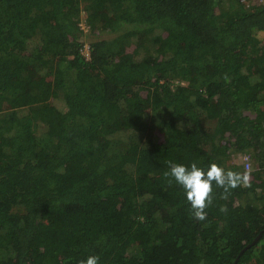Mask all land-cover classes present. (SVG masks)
<instances>
[{
    "label": "trees",
    "instance_id": "16d2710c",
    "mask_svg": "<svg viewBox=\"0 0 264 264\" xmlns=\"http://www.w3.org/2000/svg\"><path fill=\"white\" fill-rule=\"evenodd\" d=\"M261 31L245 0H0V264H234L260 231L235 264H264V223L228 219L264 209ZM236 152L248 184L197 221L167 161Z\"/></svg>",
    "mask_w": 264,
    "mask_h": 264
},
{
    "label": "clouds",
    "instance_id": "9594fccd",
    "mask_svg": "<svg viewBox=\"0 0 264 264\" xmlns=\"http://www.w3.org/2000/svg\"><path fill=\"white\" fill-rule=\"evenodd\" d=\"M86 17L87 15L82 17L85 22ZM87 26L89 30L90 26ZM85 32L88 31L85 30ZM167 166L168 170L163 173L164 178L169 184L174 181L182 187L186 200L191 206L192 216L197 221H203L207 218L206 209L213 203V185L223 189L225 194L223 198L226 199L232 189L246 186L250 177L247 169L244 172H238L226 169L215 162H211L207 169L199 166L195 161L191 162L190 165L167 161ZM219 210L226 213L227 207L222 205ZM99 260L100 257L98 255L90 254L86 258L81 259L78 264H99Z\"/></svg>",
    "mask_w": 264,
    "mask_h": 264
},
{
    "label": "rangeland",
    "instance_id": "374dc122",
    "mask_svg": "<svg viewBox=\"0 0 264 264\" xmlns=\"http://www.w3.org/2000/svg\"><path fill=\"white\" fill-rule=\"evenodd\" d=\"M246 1L247 0H245V4L247 7H251L253 4L257 3V0H252V1H247V2ZM222 6L224 7L223 4H222ZM85 13L86 12L83 10L82 11V17L85 15ZM161 136H162V133L160 131L155 130V129L149 133V138H151V139L152 138L153 139L158 138V137L160 138ZM243 153H245V152L234 153L229 161L231 163L236 162V163L241 164L245 170L247 169L251 173V171H253V169H254L253 159H252L253 156L251 154L252 164L249 168H247V166H245V164L243 162ZM237 205L239 207H242L243 210L236 211V212H230L228 215V219H231V220L234 219L235 220L236 217L242 216V219L245 221H249L252 219H256V220L259 219L264 223V209L260 205L257 206L256 204L253 203V201L247 202L246 200H244L243 202H237L235 207H237Z\"/></svg>",
    "mask_w": 264,
    "mask_h": 264
},
{
    "label": "built area",
    "instance_id": "2783aa9c",
    "mask_svg": "<svg viewBox=\"0 0 264 264\" xmlns=\"http://www.w3.org/2000/svg\"><path fill=\"white\" fill-rule=\"evenodd\" d=\"M258 2L264 4V0H258ZM81 25H82V28L84 30H88V26L85 22V19L81 22ZM82 51L87 58L90 57L91 45L89 42L85 43L84 47L82 48ZM243 162H244L245 166H247V168H249L251 166V153L246 152L243 154Z\"/></svg>",
    "mask_w": 264,
    "mask_h": 264
},
{
    "label": "water",
    "instance_id": "95a60500",
    "mask_svg": "<svg viewBox=\"0 0 264 264\" xmlns=\"http://www.w3.org/2000/svg\"><path fill=\"white\" fill-rule=\"evenodd\" d=\"M261 234H262V231L259 232V234L255 237V239H254L251 243H249L248 245H246V247H244V249L241 250V252L239 253L238 257L236 258L235 263H236L237 260L239 259L241 253H242L247 247H249V246H251L252 244H254V243H255V242L261 237ZM235 263H234V264H235Z\"/></svg>",
    "mask_w": 264,
    "mask_h": 264
},
{
    "label": "crops",
    "instance_id": "0c3cea01",
    "mask_svg": "<svg viewBox=\"0 0 264 264\" xmlns=\"http://www.w3.org/2000/svg\"><path fill=\"white\" fill-rule=\"evenodd\" d=\"M261 34L264 35V31H261Z\"/></svg>",
    "mask_w": 264,
    "mask_h": 264
}]
</instances>
